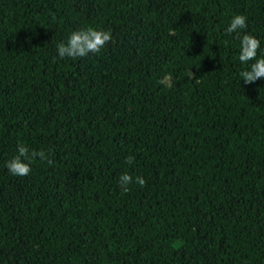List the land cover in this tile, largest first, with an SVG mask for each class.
<instances>
[{"label": "trees", "instance_id": "1", "mask_svg": "<svg viewBox=\"0 0 264 264\" xmlns=\"http://www.w3.org/2000/svg\"><path fill=\"white\" fill-rule=\"evenodd\" d=\"M238 13L264 50V0H0V264H264V79L237 83ZM84 26L111 40L58 58ZM17 143L52 162L10 175Z\"/></svg>", "mask_w": 264, "mask_h": 264}, {"label": "clouds", "instance_id": "2", "mask_svg": "<svg viewBox=\"0 0 264 264\" xmlns=\"http://www.w3.org/2000/svg\"><path fill=\"white\" fill-rule=\"evenodd\" d=\"M246 17L243 14H234L225 28L226 33L238 37V60L244 67L237 75V83L245 85L254 83L258 79H264V50H261L260 41L247 32ZM111 40V32L91 26H84L71 31L65 39L55 45L58 58H81L87 55L99 53ZM258 50L260 54H258ZM50 150H32L23 143H17L16 154L3 162V167L12 176H27L31 171L33 160L51 163ZM131 163V158L128 159ZM118 183L122 191H129V185L143 186L145 179L142 176H132L124 171L118 177Z\"/></svg>", "mask_w": 264, "mask_h": 264}, {"label": "rangeland", "instance_id": "3", "mask_svg": "<svg viewBox=\"0 0 264 264\" xmlns=\"http://www.w3.org/2000/svg\"><path fill=\"white\" fill-rule=\"evenodd\" d=\"M163 32L166 33V34H173L174 33V30H172L171 28L165 27L163 29ZM159 248H160V250H162L164 252H169V249L166 248L165 246H159Z\"/></svg>", "mask_w": 264, "mask_h": 264}]
</instances>
